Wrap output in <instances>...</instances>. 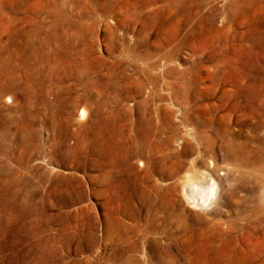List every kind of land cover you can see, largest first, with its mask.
Returning a JSON list of instances; mask_svg holds the SVG:
<instances>
[{
    "label": "rangeland",
    "instance_id": "obj_1",
    "mask_svg": "<svg viewBox=\"0 0 264 264\" xmlns=\"http://www.w3.org/2000/svg\"><path fill=\"white\" fill-rule=\"evenodd\" d=\"M249 151L264 0H0V264H264Z\"/></svg>",
    "mask_w": 264,
    "mask_h": 264
},
{
    "label": "bare ground",
    "instance_id": "obj_2",
    "mask_svg": "<svg viewBox=\"0 0 264 264\" xmlns=\"http://www.w3.org/2000/svg\"><path fill=\"white\" fill-rule=\"evenodd\" d=\"M78 118L79 121H83L85 119V109L84 110L82 109L80 111ZM261 157L262 156L260 154L258 155H256L255 153L252 154V151H249L247 155L248 160L246 159V161H244V164L246 166L253 167L261 163L262 165L261 170H263L264 161L260 160ZM194 169L191 166V168H189L188 170V173L181 180L180 183L181 194L190 207H195L196 209L198 208L199 210L209 208L217 199L219 185L208 173H199L196 172ZM251 175L253 174L251 173ZM253 176H254L253 177L254 181L251 185L253 186L252 201L254 203L253 205L254 212L255 214H262L264 216V179L263 178L257 179L255 175Z\"/></svg>",
    "mask_w": 264,
    "mask_h": 264
}]
</instances>
